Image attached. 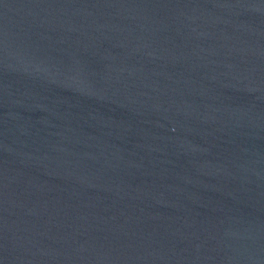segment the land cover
<instances>
[{
  "label": "water",
  "instance_id": "95a60500",
  "mask_svg": "<svg viewBox=\"0 0 264 264\" xmlns=\"http://www.w3.org/2000/svg\"><path fill=\"white\" fill-rule=\"evenodd\" d=\"M0 264H264V0H0Z\"/></svg>",
  "mask_w": 264,
  "mask_h": 264
}]
</instances>
